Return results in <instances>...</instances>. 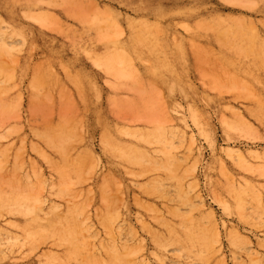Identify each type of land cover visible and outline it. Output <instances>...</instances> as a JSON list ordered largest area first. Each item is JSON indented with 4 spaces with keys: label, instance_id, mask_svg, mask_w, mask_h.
<instances>
[{
    "label": "rangeland",
    "instance_id": "rangeland-1",
    "mask_svg": "<svg viewBox=\"0 0 264 264\" xmlns=\"http://www.w3.org/2000/svg\"><path fill=\"white\" fill-rule=\"evenodd\" d=\"M0 35V264H264V0H0Z\"/></svg>",
    "mask_w": 264,
    "mask_h": 264
},
{
    "label": "bare ground",
    "instance_id": "bare-ground-1",
    "mask_svg": "<svg viewBox=\"0 0 264 264\" xmlns=\"http://www.w3.org/2000/svg\"><path fill=\"white\" fill-rule=\"evenodd\" d=\"M1 36V35H0ZM1 45V44H0ZM2 47V46H1ZM1 47H0V49H1ZM123 59H125V57H123ZM160 131H164L163 129H160ZM160 131H158V130H156V134H152V133H149V134H147L146 136H149L150 138H152L153 136L154 137H157L158 135H160V137L161 138H164V133H166V132H160ZM58 134V135H57ZM127 134H129V133H127ZM55 135H57V138L58 139H60V140H64L65 139V134L64 133H56ZM151 135V136H150ZM42 136L45 138V139H49V138H51L52 137V135H50V134H47V133H43L42 134ZM132 136H134V138L135 139H140L141 137H142V134L141 133H135V134H132ZM122 149H123V152L124 153H132V152H135V153H139V150H140V152L142 151V152H144L137 144H135V143H131V144H123L122 145ZM161 152V151H160ZM162 153V152H161ZM130 162L131 163H136L135 161H134V159L133 158H130ZM77 168L78 167H76L74 170H72L73 172H76V170H77ZM79 170H81L82 168H81V166H79V168H78ZM170 242H171V237H170Z\"/></svg>",
    "mask_w": 264,
    "mask_h": 264
}]
</instances>
